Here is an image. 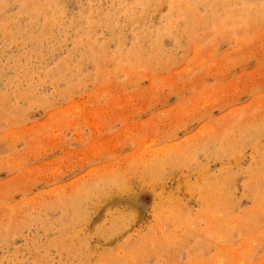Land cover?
<instances>
[{"label": "rangeland", "instance_id": "1", "mask_svg": "<svg viewBox=\"0 0 264 264\" xmlns=\"http://www.w3.org/2000/svg\"><path fill=\"white\" fill-rule=\"evenodd\" d=\"M116 1L60 0L34 54L0 3V264H264V21L227 18L264 0L219 5L192 40L170 0L136 23ZM114 8V31L96 24ZM135 49L156 61L127 66ZM92 185L102 209L70 227L47 207Z\"/></svg>", "mask_w": 264, "mask_h": 264}, {"label": "bare ground", "instance_id": "2", "mask_svg": "<svg viewBox=\"0 0 264 264\" xmlns=\"http://www.w3.org/2000/svg\"><path fill=\"white\" fill-rule=\"evenodd\" d=\"M234 1L236 0H170L167 6L169 12H174L176 17L181 18V22L184 23V27L181 28L180 31L183 30L184 35H186L189 40H192V38L197 32H201L207 37H211L212 35L214 36L215 30H208L210 27L207 25H224V20L220 19L216 12L219 9V5L231 3ZM163 2H166V0H130L127 2H121L117 0L116 2H113V4H116L120 9L126 10V23H136L139 22L142 18H144V16L146 15V9L155 10ZM0 3L3 9H6V7L11 4H17L16 6L19 9V13L21 15H26V17L28 18V23L24 27L17 26L16 22L14 24H3L5 25L4 27L7 28V34L10 33L13 36L23 35V38L26 42H31L33 46H35L31 54L36 53L39 50V46H41L47 38H53V36L58 33L57 29H60L61 27V21H59V16L66 13V9L60 4V0H0ZM136 6L142 7L143 10H134V7ZM203 6L206 10L205 13H199L198 8ZM119 11L120 10L118 8H114V10L111 12H106L103 9H99V13L102 15V20H97L96 24H103L112 31H114L113 25L117 22L115 20V17ZM227 18L234 21L228 25V29L235 31L238 26L237 21H240L241 19L245 20V22L249 24L263 22L264 9L249 6L246 9L239 10L233 6H230L227 12ZM9 21L10 20H8V22ZM81 23L82 21L75 20L68 27L73 28V25L78 26ZM174 27H178V23L175 22V20L171 19L169 24L159 29V33L168 32ZM10 28H13V30L11 31ZM236 32L237 31L233 33ZM146 33L147 32H144L143 34ZM155 47L159 48L160 44L157 42L156 46H153V48ZM148 54L152 53L148 52ZM126 56L128 58H132L133 60L132 64H126L129 67L140 66L150 60L152 62L156 61V59H154L155 54H152L151 57L144 56V54H142V49H135L134 51L127 53ZM250 123L254 124L256 122ZM245 132L246 131H243V133ZM249 132L250 134H252L250 140H252L253 144H256L254 146L255 148L257 147L256 137L260 132L256 129V126H254L253 131ZM259 135L264 136V132H261ZM256 151L258 157L255 160V165L259 167L258 169L262 172L264 177V144L260 146V148L257 147ZM222 153L224 155L227 154L223 151ZM104 181L107 184L111 183V180ZM208 183L212 184L217 190L222 189L227 184L226 180L223 178H217ZM95 188L96 187L92 185L88 190L87 188H85L81 194H78L74 198H71L67 204V207L70 206L71 208V210L69 211H66L61 200H57L54 204L47 205V207H50V209L62 208L63 216L65 217L64 220L70 227L74 224V222L84 220L88 215V209L91 213L93 211L96 213L102 209L101 206L103 205H99L98 202H95L92 206L88 207V202L93 199ZM109 188L110 185H105L102 188V193H105Z\"/></svg>", "mask_w": 264, "mask_h": 264}]
</instances>
